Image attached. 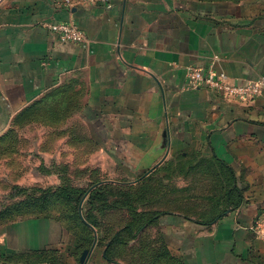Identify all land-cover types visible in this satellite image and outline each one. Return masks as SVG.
I'll list each match as a JSON object with an SVG mask.
<instances>
[{
	"label": "crops",
	"instance_id": "crops-1",
	"mask_svg": "<svg viewBox=\"0 0 264 264\" xmlns=\"http://www.w3.org/2000/svg\"><path fill=\"white\" fill-rule=\"evenodd\" d=\"M62 22L87 44L62 42L49 28ZM189 67H211L236 85L264 82V0H107L72 10L58 0H0V135L53 92H81V118L105 162L131 165L143 179L198 153L232 167L243 194L210 225L166 207L137 240L114 246L111 261L56 218L0 224V264H82L85 251V264H155L159 251L181 264H264L251 230L264 215V89L249 101L189 89ZM119 220L110 213L105 222L128 221Z\"/></svg>",
	"mask_w": 264,
	"mask_h": 264
},
{
	"label": "rangeland",
	"instance_id": "rangeland-1",
	"mask_svg": "<svg viewBox=\"0 0 264 264\" xmlns=\"http://www.w3.org/2000/svg\"><path fill=\"white\" fill-rule=\"evenodd\" d=\"M81 94L53 92L30 111H23L0 135V214L5 212L0 223L31 216H53L70 222L77 210L75 203L61 198L59 191L65 187L89 191L99 182H126L131 189L142 188L143 192L149 188V203L146 207L145 201L143 207L137 204V216L142 211L173 206L202 217L210 206L209 179L152 176L143 183L139 182L142 173L135 172L131 165L105 162L91 144L81 118ZM119 170L127 174V180L115 174Z\"/></svg>",
	"mask_w": 264,
	"mask_h": 264
},
{
	"label": "trees",
	"instance_id": "trees-1",
	"mask_svg": "<svg viewBox=\"0 0 264 264\" xmlns=\"http://www.w3.org/2000/svg\"><path fill=\"white\" fill-rule=\"evenodd\" d=\"M36 103L25 111H30ZM176 164L179 167L174 168ZM152 176L161 179H172L176 176H187L195 179L205 177L209 179L210 186L207 190L210 194L207 196V201L210 206L206 208L202 217L184 213L173 206L171 207L175 212L185 215L187 219L188 217H195L198 220L208 221V223L197 221L202 225L212 224V222L222 218L229 209H235L243 202L242 190L238 186L233 168L215 159L214 161L207 160L198 153L188 154L185 157L179 155L172 161L161 165L147 177L140 179L139 182L149 181ZM149 192H151L149 188L145 192L142 188L131 189V184L126 182L122 184L99 182L93 185L89 191L65 187L59 191V195L65 200L73 201L77 209L71 220H69L70 222L53 216L31 217H52L62 221L86 249H90L95 240L97 245L105 247V257L108 261H111L109 253L114 246L127 245L131 241L137 240V235L141 230L155 224L161 216L171 213L166 209L168 207L166 206L164 209L142 211L137 216L136 213L138 209L140 210L137 204L139 203L140 207L143 204L142 202L145 201L143 206L146 207L149 203L147 202L146 193ZM85 196L86 199L82 203ZM202 199L206 201L205 196ZM110 213H118L120 224H123L125 220H128L127 223L119 229L108 227L105 220ZM4 214L5 212L1 213L0 217H3ZM12 221L15 220L9 222ZM150 257L155 264H160L159 262L162 259L169 264H181L180 261L171 258L167 251H159L150 255Z\"/></svg>",
	"mask_w": 264,
	"mask_h": 264
},
{
	"label": "built area",
	"instance_id": "built-area-1",
	"mask_svg": "<svg viewBox=\"0 0 264 264\" xmlns=\"http://www.w3.org/2000/svg\"><path fill=\"white\" fill-rule=\"evenodd\" d=\"M98 1L107 0H58V5L61 8L72 10L79 5L94 4ZM49 28L62 42L77 43L83 46L88 42L86 34L72 22L53 24ZM186 78L189 89L206 88L226 99L253 100L260 97L264 89L263 81L250 82L246 85L233 84L224 72L218 73L211 67L206 70L189 67L186 70ZM251 230L259 240L264 242V215L255 220Z\"/></svg>",
	"mask_w": 264,
	"mask_h": 264
},
{
	"label": "water",
	"instance_id": "water-1",
	"mask_svg": "<svg viewBox=\"0 0 264 264\" xmlns=\"http://www.w3.org/2000/svg\"><path fill=\"white\" fill-rule=\"evenodd\" d=\"M158 166H159V165H157L156 167H158ZM156 167H155V168H156ZM152 170H153V169H152ZM152 170L149 171V173L152 172ZM149 173H147L145 176H147ZM80 210H81V207H80ZM89 255H90V251H85V252L83 253L82 258H81V262H82V264H85V263H86V261H87Z\"/></svg>",
	"mask_w": 264,
	"mask_h": 264
}]
</instances>
